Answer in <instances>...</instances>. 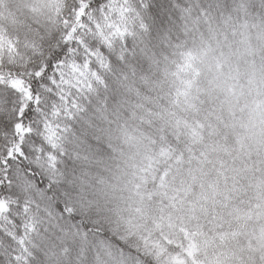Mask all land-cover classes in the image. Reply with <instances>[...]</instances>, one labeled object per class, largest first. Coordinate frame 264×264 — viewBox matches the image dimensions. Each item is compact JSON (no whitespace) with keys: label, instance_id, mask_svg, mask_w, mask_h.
I'll return each mask as SVG.
<instances>
[{"label":"snow or ice","instance_id":"6c2138e0","mask_svg":"<svg viewBox=\"0 0 264 264\" xmlns=\"http://www.w3.org/2000/svg\"><path fill=\"white\" fill-rule=\"evenodd\" d=\"M4 11L17 27L0 23V264H140L97 193L114 138L164 118L170 69L191 68L203 40L264 30V0H17Z\"/></svg>","mask_w":264,"mask_h":264},{"label":"trees","instance_id":"16d2710c","mask_svg":"<svg viewBox=\"0 0 264 264\" xmlns=\"http://www.w3.org/2000/svg\"><path fill=\"white\" fill-rule=\"evenodd\" d=\"M16 2L0 0L12 35ZM202 44L170 69L164 118L114 138L97 188L140 264H264V30L226 26Z\"/></svg>","mask_w":264,"mask_h":264},{"label":"rangeland","instance_id":"374dc122","mask_svg":"<svg viewBox=\"0 0 264 264\" xmlns=\"http://www.w3.org/2000/svg\"><path fill=\"white\" fill-rule=\"evenodd\" d=\"M173 261H175V260H173Z\"/></svg>","mask_w":264,"mask_h":264}]
</instances>
